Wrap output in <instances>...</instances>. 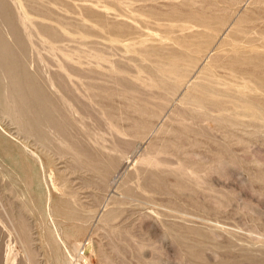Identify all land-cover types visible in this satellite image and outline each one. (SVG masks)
Segmentation results:
<instances>
[{"label":"rangeland","instance_id":"374dc122","mask_svg":"<svg viewBox=\"0 0 264 264\" xmlns=\"http://www.w3.org/2000/svg\"><path fill=\"white\" fill-rule=\"evenodd\" d=\"M256 11L264 0H0V72L20 77L0 75V264H264V118L182 100Z\"/></svg>","mask_w":264,"mask_h":264},{"label":"bare ground","instance_id":"6f19581e","mask_svg":"<svg viewBox=\"0 0 264 264\" xmlns=\"http://www.w3.org/2000/svg\"><path fill=\"white\" fill-rule=\"evenodd\" d=\"M135 1V0H134ZM144 1V0H143ZM195 4V3H194ZM143 8V7H142ZM110 9V8H109ZM130 11V10H129ZM134 13V10H133ZM163 13V12H162ZM180 14V13H179ZM191 14V13H189ZM126 15V14H125ZM129 15V14H127ZM126 15V17H127ZM134 15V14H133ZM156 15V14H155ZM177 15V14H176ZM187 15V13H186ZM197 15V14H196ZM137 16V14H136ZM140 16V14H139ZM151 16V15H150ZM149 16V17H150ZM178 16V15H177ZM180 16V15H179ZM198 16H200V14L198 13ZM197 16V17H198ZM153 17V16H151ZM155 17V16H154ZM153 17V19H154ZM163 17V16H162ZM167 17V16H165ZM170 17V16H169ZM172 17V16H171ZM148 18V17H147ZM164 18V17H163ZM194 18V17H193ZM202 18V17H200ZM205 18V17H204ZM128 19H130L128 17ZM139 19V18H137ZM146 19V18H145ZM150 19V18H149ZM152 19V20H153ZM156 19V18H155ZM181 19V18H180ZM192 19V18H191ZM257 20H264V12H255L254 16L252 17H239L235 23H234V27H236V34H232L231 35V40H232V44L230 48H224V55H221L218 57V59H214L213 62L204 67L203 70L201 71V76L200 81L195 83L194 87L192 88V90H194V93L190 92L185 94L182 97V100L187 101V100H192L193 102H195L196 105L199 106H203L204 104L206 105L207 103L209 104H215V103H219L220 107L221 104H223L224 101L228 102L232 108H246L249 109L253 114H258L260 115V117L264 118V103L262 102H258V99L256 97H254V95H251L252 93L255 92H264V26H260L258 24H255V22H257ZM137 21V20H136ZM142 21H144L142 19ZM156 21V20H155ZM161 21V20H159ZM174 21V20H173ZM172 21V22H173ZM176 21V20H175ZM185 22V20H183ZM189 21V20H188ZM199 21V20H198ZM208 21V20H206ZM193 23V21H190ZM188 22V23H190ZM113 23V22H112ZM171 23V22H170ZM178 23V22H177ZM183 23V22H182ZM187 23V22H185ZM191 23V24H192ZM198 23V22H196ZM201 23V22H200ZM157 24V23H156ZM174 24V22H173ZM189 24V25H191ZM194 24V23H193ZM154 25V24H152ZM195 25V24H194ZM199 25V24H198ZM201 25V24H200ZM199 25V26H200ZM202 26V25H201ZM210 26V25H209ZM119 27V26H118ZM125 27V26H124ZM182 27V26H181ZM25 28V27H24ZM217 29V28H216ZM214 29L216 32L219 31L218 29L216 30ZM213 30V29H212ZM234 30V29H233ZM9 33H7L8 35ZM120 34V32H119ZM218 34V33H217ZM231 34V33H230ZM229 34V35H230ZM6 35V36H7ZM5 36V35H4ZM3 35L0 36V57L2 56H6V55H10V50L8 47V38L7 37H13L12 33H10L7 37H4ZM202 36V35H201ZM10 37V38H11ZM174 37V36H173ZM196 37V36H195ZM204 38V36H202ZM194 38V37H193ZM198 38V36L196 37ZM178 39V38H177ZM183 39V38H181ZM195 39V38H194ZM10 40V39H9ZM118 41V40H117ZM177 41V40H176ZM204 45L200 47H207L208 45H210V42L208 40V38H204ZM11 42V40H10ZM184 44V43H183ZM11 45V44H10ZM9 45V46H10ZM37 45V44H36ZM238 46H242V47H248L249 51H238ZM209 47V46H208ZM250 48L252 49L250 51ZM260 48V49H259ZM201 49V48H200ZM208 49V48H207ZM172 50V49H170ZM180 51V50H179ZM233 54H230L231 52ZM200 52V50H199ZM230 54V55H229ZM188 57V56H187ZM191 56H189L190 59ZM184 58V57H183ZM176 60L177 57L175 54H171L170 58H169V62L166 65H163L160 69V73L162 74H166V73H174L175 74V70L173 69V66L176 65ZM185 61V60H184ZM194 61V60H193ZM182 62V61H181ZM11 64V63H10ZM6 65V67H4L2 69V74L0 72V75H2L3 77V81H4V86H6L5 84L12 85L16 82L19 81V76L17 73V69L16 67H13V65ZM195 64V63H194ZM29 65V62H25L24 65H22V68H26ZM196 66V65H195ZM194 67V66H193ZM1 68V67H0ZM187 69V68H186ZM158 72V71H157ZM183 73V72H182ZM178 74V73H177ZM187 75V73H186ZM185 74H180V76H177V83H176V87H178L184 80ZM43 76V75H42ZM176 76V75H175ZM1 78V76H0ZM135 78V77H134ZM135 80V79H134ZM137 81V80H136ZM162 81H158V83H160ZM142 83H140L141 85ZM161 84V83H160ZM2 85V83H1ZM87 85V84H86ZM3 86V85H2ZM7 87V86H6ZM88 88V87H87ZM130 88V87H128ZM180 88V86H179ZM91 89V88H90ZM126 89V88H124ZM89 90V89H87ZM128 89H126L125 91H127ZM138 90V89H137ZM178 90V89H177ZM173 90H171L172 92ZM195 91L197 93H195ZM132 92V89H131ZM13 94V93H12ZM173 94V92H172ZM136 95H139L136 94ZM174 95V94H173ZM132 96V95H131ZM134 96V95H133ZM138 98V96H137ZM5 100V99H4ZM3 100V101H4ZM77 100V99H76ZM141 100V99H139ZM221 100V101H220ZM183 102V101H182ZM185 103V102H184ZM31 104L29 102H25L16 112L17 114L21 115L25 112H29L32 111L31 110ZM145 104V103H144ZM143 104V105H144ZM2 105V103H1ZM142 105V104H141ZM140 105V107H141ZM225 105V104H224ZM3 106V105H2ZM5 106V105H4ZM7 106V104H6ZM36 106V105H35ZM146 106V104H145ZM197 106V107H199ZM139 107V105H138ZM137 107V110H138ZM139 107V108H140ZM207 107V105H206ZM2 108V107H1ZM142 108V107H141ZM203 108V107H202ZM224 107H222L223 109ZM226 108H229V106ZM3 109V108H2ZM216 109V108H215ZM218 109V108H217ZM147 111V110H145ZM212 111V110H211ZM2 112V110H1ZM7 112V111H6ZM139 112V110H138ZM144 112V110H143ZM34 113V112H33ZM146 112H144L145 114ZM148 113V112H147ZM2 114V113H1ZM6 114V113H4ZM60 114V113H59ZM143 114V113H142ZM5 116V115H4ZM7 116V115H6ZM24 116V115H21ZM34 116V115H33ZM38 116V115H37ZM53 115L50 114L49 112L44 113L43 118L41 117V119L37 118L36 123L32 124V128H34V130L38 131V139L41 140H46L48 139L47 136V132L46 129L43 128L44 125V120H49L51 119ZM8 117V116H7ZM31 117V115L29 116ZM36 117V116H34ZM10 118V117H9ZM19 118V117H18ZM28 119V117H25ZM54 118V117H53ZM256 118V117H255ZM11 119V118H10ZM32 119V118H30ZM57 119V122L59 121V118H54V120ZM15 121V120H14ZM31 121V120H30ZM50 121V120H49ZM60 121H62L60 119ZM81 121V119H80ZM32 122V121H31ZM56 122V123H57ZM78 122V121H77ZM76 122V124H77ZM110 122V121H109ZM19 123V122H18ZM52 123V122H51ZM54 123V121H53ZM62 124V122H60ZM59 123V124H60ZM64 123V122H63ZM66 123V122H65ZM151 123V122H150ZM17 124V123H16ZM58 124V123H57ZM56 124V125H57ZM58 124V126H59ZM84 124V123H83ZM110 124V123H109ZM18 125V124H17ZM55 125V126H56ZM65 125V124H63ZM72 125V124H71ZM114 125V124H111ZM19 126V125H18ZM52 126V125H51ZM70 126V125H69ZM73 126V125H72ZM83 126V125H82ZM151 125L148 126V129L146 131H144L142 134H145L148 130H150ZM60 127V126H59ZM58 127V129H59ZM65 127V126H64ZM80 127V126H79ZM112 127V126H111ZM119 127V126H118ZM18 128V127H17ZM31 128V126H30ZM52 128V127H51ZM49 128V129H51ZM116 127H114V130ZM48 129V128H47ZM54 129V128H53ZM61 129V128H60ZM34 130L32 132H34ZM66 130V128H65ZM64 130V131H65ZM123 130V129H122ZM57 131V130H56ZM68 131V130H67ZM118 131V129H117ZM126 131V130H124ZM61 132L58 130V133ZM63 132V131H62ZM122 132V131H120ZM22 133V132H21ZM54 133V132H53ZM57 133V132H56ZM55 133V134H56ZM64 133V132H63ZM63 133L59 134L63 135ZM68 133V132H67ZM124 133V132H123ZM29 134V133H28ZM35 134V133H34ZM54 134V136H55ZM126 134V133H125ZM134 134V133H133ZM30 135V134H29ZM37 135V133H36ZM58 135V134H56ZM130 135V134H129ZM34 136V135H33ZM64 136V135H63ZM66 136V135H65ZM64 136V138H65ZM128 136V134L126 135ZM28 137V136H27ZM32 137V136H31ZM57 137V136H56ZM94 137V136H93ZM141 137V136H140ZM34 138V137H33ZM96 138V137H95ZM138 138V136H137ZM37 139V138H36ZM61 139V137H60ZM37 142H40V141ZM53 140V137L52 139ZM100 140V139H99ZM50 141V140H48ZM91 141V139H90ZM43 142V141H41ZM92 142V141H91ZM45 143V142H44ZM73 143V142H72ZM49 144V143H48ZM46 144V145H48ZM135 144V143H134ZM68 145V144H67ZM95 145V143H94ZM52 146V145H51ZM58 146V145H57ZM64 146V145H63ZM25 147V146H23ZM48 147V146H47ZM50 147V146H49ZM54 147V146H53ZM59 147V146H58ZM61 147V146H60ZM44 148V147H43ZM46 148V147H45ZM64 148V147H63ZM67 148V147H66ZM24 149V148H23ZM26 149V148H25ZM24 149V150H25ZM42 149V148H41ZM56 149V148H55ZM71 149V148H70ZM124 149V148H123ZM61 150V149H60ZM73 150V148H72ZM111 150H113V148H111ZM126 150V149H125ZM133 150V147H132ZM49 151V150H48ZM54 151V148H53ZM91 151V150H90ZM114 151V150H113ZM128 151V150H127ZM129 152V151H128ZM123 151L120 150L118 156V159L121 157ZM32 154V153H31ZM117 154V153H116ZM33 155V154H32ZM52 155V154H51ZM105 155V154H104ZM35 156V155H34ZM124 156V154H123ZM154 156V155H153ZM37 157V156H36ZM90 157V156H89ZM104 158V157H103ZM123 158V157H122ZM114 159V158H113ZM38 160V159H37ZM153 160V158H152ZM151 160V162H153ZM108 161V160H107ZM106 161V162H107ZM110 161V160H109ZM162 161V160H161ZM40 162V161H38ZM160 162V161H159ZM163 162V161H162ZM161 162V163H162ZM156 163V161H155ZM154 163V164H155ZM158 163V162H157ZM156 163V164H157ZM41 164V163H40ZM39 164V165H40ZM106 164V163H105ZM110 166V164H109ZM112 166V165H111ZM118 166V165H116ZM42 168V167H41ZM40 168V169H41ZM115 168V167H114ZM99 169V168H98ZM108 169V168H107ZM117 169V168H116ZM115 169V170H116ZM113 171V169H112ZM115 172V171H114ZM105 173V172H104ZM110 173V172H109ZM113 173V172H111ZM110 173V174H111ZM109 174V175H110ZM112 175V174H111ZM43 180V179H42ZM108 181V180H107ZM73 205V204H72ZM2 207V206H1ZM46 210V209H45ZM117 210V209H116ZM115 209L114 214L116 213ZM113 213V212H112ZM118 214V213H117ZM116 214V215H117ZM106 216V215H105ZM111 216V214H109V217ZM45 217V216H44ZM108 217V219H110ZM113 217V216H112ZM114 218V217H113ZM115 219V218H114ZM113 219V220H114ZM117 219V218H116ZM115 219V220H116ZM106 220V219H105ZM111 221H113L112 219H110ZM108 221V220H107ZM13 222V221H12ZM15 228V227H14ZM57 232V231H56ZM57 234V233H56ZM58 238V237H57ZM61 242V241H60ZM66 252V251H65ZM71 254V253H68ZM68 254L65 255V260L64 262H66L67 264L70 263L69 262V257ZM80 254V253H79ZM84 256V255H83ZM82 256V257H83ZM29 257V256H28Z\"/></svg>","mask_w":264,"mask_h":264}]
</instances>
